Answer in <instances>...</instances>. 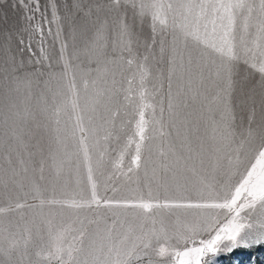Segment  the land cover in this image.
Here are the masks:
<instances>
[{
	"label": "snow or ice",
	"instance_id": "obj_1",
	"mask_svg": "<svg viewBox=\"0 0 264 264\" xmlns=\"http://www.w3.org/2000/svg\"><path fill=\"white\" fill-rule=\"evenodd\" d=\"M257 248L264 0H0V264Z\"/></svg>",
	"mask_w": 264,
	"mask_h": 264
},
{
	"label": "rangeland",
	"instance_id": "obj_2",
	"mask_svg": "<svg viewBox=\"0 0 264 264\" xmlns=\"http://www.w3.org/2000/svg\"><path fill=\"white\" fill-rule=\"evenodd\" d=\"M127 159L128 158H126V163ZM250 259L254 264H261V262L264 261V248H257L251 252L237 253L235 256L223 257L218 261V264H232V261L235 260L247 262Z\"/></svg>",
	"mask_w": 264,
	"mask_h": 264
}]
</instances>
